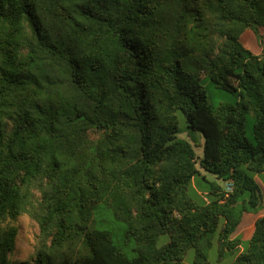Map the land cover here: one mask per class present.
Returning a JSON list of instances; mask_svg holds the SVG:
<instances>
[{"label":"trees","instance_id":"1","mask_svg":"<svg viewBox=\"0 0 264 264\" xmlns=\"http://www.w3.org/2000/svg\"><path fill=\"white\" fill-rule=\"evenodd\" d=\"M262 26L264 0H0V264H208L217 233L220 258L264 264V214L232 238L262 202Z\"/></svg>","mask_w":264,"mask_h":264},{"label":"rangeland","instance_id":"2","mask_svg":"<svg viewBox=\"0 0 264 264\" xmlns=\"http://www.w3.org/2000/svg\"><path fill=\"white\" fill-rule=\"evenodd\" d=\"M260 33L264 36V26L260 28ZM244 46L251 50V52L255 55H260L262 53V45L260 43L259 38L253 30H249L244 36ZM179 115V127L180 132L178 135L180 137L188 139L194 146L198 155H203L204 150V134L200 130H192L188 127V122L185 115L178 111ZM201 169V174L198 176L201 180L205 176L208 180H215L218 183L224 185L225 182L221 179H218L214 174L207 172L203 168ZM251 175L255 178L257 183L259 184L261 194H262V202L261 206H259L256 211H244L243 214V224H247L250 218L257 216L264 212V172L262 173H251ZM202 191V190H201ZM246 197V196H245ZM260 216V215H259ZM258 216V217H259ZM241 220V221H242ZM17 225L19 228V233L16 240V247L13 253L11 254V258L14 261H32L34 255V249L36 245L37 235L39 233V227L37 224V220L29 216L28 214H23L19 217L17 221ZM252 229H246L239 236L241 241L240 249L244 248L252 235ZM169 236L168 234H162L159 238L158 245L161 246L164 243L168 242ZM238 250L234 252H228L224 254L221 258L219 256V246H218V233L213 238V245L211 248L207 250L208 264H234V258ZM195 250L193 248L189 249L183 264H194L195 258Z\"/></svg>","mask_w":264,"mask_h":264},{"label":"crops","instance_id":"3","mask_svg":"<svg viewBox=\"0 0 264 264\" xmlns=\"http://www.w3.org/2000/svg\"><path fill=\"white\" fill-rule=\"evenodd\" d=\"M263 206H264V201H263ZM262 214H264V212L261 213V214H258L257 216H255V217H253V218H250V219L248 220V223H247V224H243V220H242V221L240 222V224H239L237 230L233 233L232 238H239L240 234H241L242 232H244L246 229H252V230H253L255 220L258 218L259 215H262ZM252 232H253V231H252ZM242 249H243V248H241V250H242Z\"/></svg>","mask_w":264,"mask_h":264},{"label":"built area","instance_id":"4","mask_svg":"<svg viewBox=\"0 0 264 264\" xmlns=\"http://www.w3.org/2000/svg\"><path fill=\"white\" fill-rule=\"evenodd\" d=\"M233 189V185L231 182H227L225 186L226 191H231Z\"/></svg>","mask_w":264,"mask_h":264}]
</instances>
